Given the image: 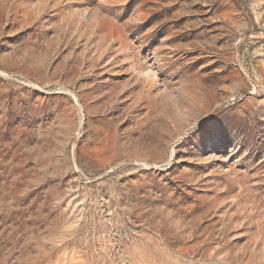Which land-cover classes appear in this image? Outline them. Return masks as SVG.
Returning <instances> with one entry per match:
<instances>
[{
  "label": "rangeland",
  "instance_id": "1",
  "mask_svg": "<svg viewBox=\"0 0 264 264\" xmlns=\"http://www.w3.org/2000/svg\"><path fill=\"white\" fill-rule=\"evenodd\" d=\"M0 264H264V0H0Z\"/></svg>",
  "mask_w": 264,
  "mask_h": 264
}]
</instances>
